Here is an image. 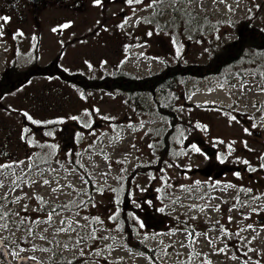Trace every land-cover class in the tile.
<instances>
[{
    "label": "rangeland",
    "instance_id": "1",
    "mask_svg": "<svg viewBox=\"0 0 264 264\" xmlns=\"http://www.w3.org/2000/svg\"><path fill=\"white\" fill-rule=\"evenodd\" d=\"M150 4L0 0V74L12 64L18 70L57 64L90 77L119 67L143 77L166 64H206L223 43L238 37L244 23L264 31V0ZM187 13L191 19H183ZM261 88L264 80L252 72L230 82L193 80L179 87L177 113L188 128L169 150L158 129L166 124L156 121L151 95L131 101L118 91L83 89L55 76H34L12 88L0 100V164L12 165L0 169V197H27L6 210L35 220L67 202L70 208L57 209L51 225L29 220L18 227L19 217L10 216L9 230L0 229L10 259L264 264ZM205 147L215 153L208 155ZM49 168L55 172L44 178L52 183L44 186L35 174ZM17 177L19 187L9 193ZM57 178L64 187L54 194ZM31 179L37 182L29 186ZM62 219L75 230L56 232L68 227ZM136 242L150 255L136 250Z\"/></svg>",
    "mask_w": 264,
    "mask_h": 264
},
{
    "label": "trees",
    "instance_id": "2",
    "mask_svg": "<svg viewBox=\"0 0 264 264\" xmlns=\"http://www.w3.org/2000/svg\"><path fill=\"white\" fill-rule=\"evenodd\" d=\"M189 14L181 15L183 19H191ZM211 24L217 25V23ZM243 26L238 37L234 41L223 43L206 64H166L160 71L143 77H138L122 67L111 73L105 72L101 77H90L69 73L57 64L31 65L23 70H18L17 66L12 64L6 72L0 74V100L12 88L34 76H55L83 89L118 91L131 101L145 99L146 96L151 95L155 97L152 111L156 121L166 124V127L158 129L161 132L164 148L169 150L171 140L179 137V133L186 135L188 128L187 125L182 124L177 113L179 87L184 89L188 82L193 80L200 82L220 78L230 82L233 76H243L246 72H252L256 78L264 80V31L245 23ZM65 205L68 207L64 209L70 208L69 202ZM60 206L56 209H63ZM134 248L147 256L151 253L139 242L135 243Z\"/></svg>",
    "mask_w": 264,
    "mask_h": 264
},
{
    "label": "snow or ice",
    "instance_id": "3",
    "mask_svg": "<svg viewBox=\"0 0 264 264\" xmlns=\"http://www.w3.org/2000/svg\"><path fill=\"white\" fill-rule=\"evenodd\" d=\"M127 2H128L129 4H131V3H133V0H127ZM135 2H136V3H141L142 0H135ZM156 2H157V0H151V4H155ZM162 2H163V0H162ZM191 2H192V0H170V3L173 4V5L178 4V3H187V4H190ZM213 2L215 3V2H217V0H213ZM220 2H223V0H220ZM96 3H97V4L100 3V0H96ZM151 4L148 5V6H151ZM2 19H3L4 21H7V20H8V17H3ZM243 87H244V85H241V90L243 89ZM260 91L264 92V88H261ZM25 115L27 116L26 113H25ZM28 119H31V117H28ZM33 123H37V122H36V121H33ZM86 126H90V125H86ZM246 131H247V130H246ZM193 148H194L196 151H199L198 148H195V145H193ZM16 163H18V164H23L24 161H19V162H16ZM245 163H247V162H245ZM33 166H34V165H31V164H30L29 167L31 168V167H33ZM5 167L10 168V167H12V165H3V164H0V169L5 168ZM46 172H47V173H53V172H55V169H51V168H49V169H40L35 175H36V177H39V178L42 179V183H43L44 186H50L51 183H52V181L49 180V179H47V178H44ZM26 175H27V174H26ZM20 179H21L20 177H17V180H15V181L12 182V184H11V186H10V188H9V193H13V194L15 193L16 188L19 187V181H20ZM36 182H37L36 179H31L30 182H29V186H31V184H34V183H36ZM84 182L87 183V181H84ZM3 186H4V185H3V182L0 181V187H3ZM66 186H67V187H72L71 184H68V185H66ZM63 187H64V185H60V183H59V179L57 178V179H56V187H51L50 190H51L52 193L55 194V193L61 191ZM26 197H27V194H26V193H24L22 196H16L15 199H11V200L9 199V194H8V193H5L4 196L0 197V229L9 230V217H10V216H13V215L19 217V221H18V223H17L16 221H13V223H17V226H18V227H19V226H24L25 223H26V221L31 220L30 217H27V216H21L19 212H10V211H7V210H6V206H7L8 204L19 203L22 199H24V198H26ZM201 198H203V197H201ZM32 199L37 200V201H38L39 203H41V204L46 203V202L44 201L43 197H41V196H39V195H34V196L32 197ZM27 207H28L27 204H25V205L23 206V211H24V212L27 211ZM60 207H62V208H67L68 205H62V206H60ZM191 207H196V206L193 205V206H191ZM37 210H39V209H37ZM200 210L203 211L204 209L201 208ZM217 210H219V209H218V206H217ZM254 211H255V210H254ZM58 214H59V213L57 212L56 207H53L50 211L47 212L46 217H45L44 219L37 218V219H35V220H31V223H32V224H37V225L40 224V223H46V224L51 225V223H52V221H53V216H54V215H58ZM229 220H231V217H229ZM66 223L68 224V227H67V228L60 227V228L55 229V231H56V232H65V231H69V230H71V231H74V230H75L74 228H72L71 223H69L68 221H66V220H64V219H62V220L60 221V224H61V225H64V224H66ZM81 227H83V226H81ZM246 227L249 228V229H251L253 226H252V225H247ZM27 230H28L29 234H31V232H32L31 227H29ZM45 231H47V229H45ZM236 234L238 235L239 233H236ZM192 235H193V234H192L191 232L188 233V237H187V238L190 239V238L192 237ZM40 238H41V239H46V237H44L43 235H41ZM83 239H84V237L81 236L80 239L77 240V243H80V240H83ZM193 243H194V241H193ZM41 250H42V251H49L50 249L45 248V249H41ZM219 251L223 252L224 249H220ZM14 255L18 256V253H14ZM245 255H247V253H245ZM234 258H235V257H234ZM21 259H24V258H21ZM26 259H28V260H35L36 257H28V258H26Z\"/></svg>",
    "mask_w": 264,
    "mask_h": 264
},
{
    "label": "water",
    "instance_id": "4",
    "mask_svg": "<svg viewBox=\"0 0 264 264\" xmlns=\"http://www.w3.org/2000/svg\"><path fill=\"white\" fill-rule=\"evenodd\" d=\"M204 150L208 155H213L215 153L214 149L210 147H205ZM203 172H208V171L204 170ZM219 174H221V172H218L215 175H219ZM21 258H24V259H21ZM26 258H28V256H19L16 258L15 261H12L9 257L6 244L4 240L0 237V262L2 264H44L38 260H28Z\"/></svg>",
    "mask_w": 264,
    "mask_h": 264
}]
</instances>
